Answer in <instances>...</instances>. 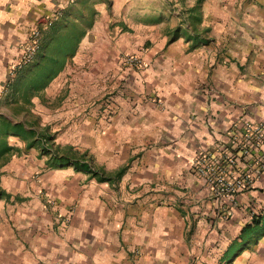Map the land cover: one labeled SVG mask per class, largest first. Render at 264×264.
I'll return each mask as SVG.
<instances>
[{"label": "crops", "instance_id": "obj_1", "mask_svg": "<svg viewBox=\"0 0 264 264\" xmlns=\"http://www.w3.org/2000/svg\"><path fill=\"white\" fill-rule=\"evenodd\" d=\"M236 1L203 0L199 30L172 38L166 0H0V116L28 130L35 114L53 149L98 173L51 168L39 142L5 135L20 152L0 156V264H264V215L215 216L190 170L232 124L264 121V12L238 28ZM34 26L42 55L11 78ZM134 54L146 66L128 72Z\"/></svg>", "mask_w": 264, "mask_h": 264}, {"label": "rangeland", "instance_id": "obj_2", "mask_svg": "<svg viewBox=\"0 0 264 264\" xmlns=\"http://www.w3.org/2000/svg\"><path fill=\"white\" fill-rule=\"evenodd\" d=\"M202 2L203 0H166V8L171 13L170 15L172 16V22L173 24L177 23V25L173 26V28L171 29L172 38L177 37L179 34L184 35L187 28H190L191 30H199V24L201 22L200 20ZM222 6L224 7V5ZM227 7H232L236 11V27L238 28H242L244 24L245 13H253L255 12V9L257 10V12H264V4H261L259 0H237L236 3L230 5L227 4L226 8ZM233 9L231 10V13L234 12ZM109 26L115 27V24H109ZM79 27L76 26V31H80ZM61 42L64 43L62 39H59V43ZM54 43L59 45L58 41H55ZM96 103H98V101L95 102V104ZM39 122L41 121L40 119L37 120V116L35 114H29L27 116L29 129L36 130ZM250 125L253 128L255 126L259 127V125L264 128V121L250 122ZM46 133L49 135L51 134V132L47 131ZM256 135V133L252 132L251 143L249 147L248 144L246 145V150L248 149V155L244 158L240 156L239 152H237V150L243 149L239 146L244 143L243 132H237L235 133L234 137L232 136V138H235L236 144L238 145L236 146L237 149L235 148V155L239 160L233 169L236 177L235 182L237 185V191H235L234 195L232 196V200L223 202L222 210H224L225 212L229 211V216L224 218V215H218L216 212L214 213L215 216L221 217L225 221L230 220L232 214H234L233 210L238 219L242 218V221L246 220L250 223H253V221H255L259 216L264 215V138H257ZM15 137L18 138L19 136ZM27 138L31 142V139L33 137L29 133L27 135ZM15 145L16 142H13L14 154L20 152V148L17 147L18 145ZM47 145L50 146L51 144L48 143ZM51 146L53 148V145ZM38 151L39 157L43 156L40 154V148ZM261 231L262 230H260V232ZM258 234L259 233H257L256 235ZM234 252L235 251H233L232 253Z\"/></svg>", "mask_w": 264, "mask_h": 264}, {"label": "built area", "instance_id": "obj_3", "mask_svg": "<svg viewBox=\"0 0 264 264\" xmlns=\"http://www.w3.org/2000/svg\"><path fill=\"white\" fill-rule=\"evenodd\" d=\"M41 40V29L38 26L32 27L17 61L11 67V78L15 77L18 70L34 62ZM121 63L122 66L128 68V72L139 71L146 66L142 58L135 54L123 55ZM155 102H159V99H155ZM100 104L99 117L104 121H110L119 107L115 95L105 96ZM240 131L243 132L244 143L239 145L243 149L237 150V152L243 158L248 155L246 145L248 144L249 147L251 143L252 132L257 134V138H264V128L260 125L253 128L250 122L242 120L239 124H232L225 131L224 137L221 136L206 149L198 151L191 163L192 175L203 180L215 203V212L218 215H224V218L229 216V211L222 210L223 202L232 200V196L237 191L233 169L239 160L235 155L236 146L238 145L232 136L234 137L235 133Z\"/></svg>", "mask_w": 264, "mask_h": 264}, {"label": "trees", "instance_id": "obj_4", "mask_svg": "<svg viewBox=\"0 0 264 264\" xmlns=\"http://www.w3.org/2000/svg\"><path fill=\"white\" fill-rule=\"evenodd\" d=\"M78 38V36H76V39ZM63 40L64 43H59L58 41V44H55V46H58L56 48V51L54 54H57L61 51V47L65 45V48L67 47V43H68V40L67 38L65 37H61L60 40ZM36 56L38 57V55H42V51L44 50V45L42 47H40ZM36 58V57H35ZM36 63V62H35ZM35 63H32L20 70H18L15 74V77H17V75L24 69L26 68H30L32 65H34ZM56 63V59H49L45 62V65L47 67H41L39 69V72L42 74V73H45L46 71L47 72H51V70L53 69V66L55 65ZM46 72V73H47ZM48 73V74H49ZM14 77V78H15ZM24 123L23 122H16V123H11L10 121H8L7 119H4L3 117L0 116V156H3L4 154H7L9 152L10 149H12L13 151V147H9L7 145V140L4 139L5 138V135L7 137V134L11 131V134L13 136H19L23 139L27 138V135L30 133V135H32L33 139L35 141H31L30 143H28L27 145L30 147L32 145H34L36 142H39V148H40V154L43 155V156H47V160H46V164L47 166L49 167H63L65 165H68L70 164V162H72V164L77 168V169H80V170H85V171H88L90 172L92 175H96L98 174L96 172V170H94L92 164H91V161L89 160V158H87L86 154H78V157H76L74 154H73V150L72 149H69L67 150V153L66 154H61L58 152V149H53L51 145L52 144V136L47 134L46 132H38L36 130H33V129H28L26 130L24 128ZM50 143L51 145L48 146L47 144ZM123 169H120L118 172H116L115 176L119 175L120 173H122ZM104 177H102L101 179H103ZM105 179V178H104ZM2 197H8V194L5 193L2 189H0V199ZM260 223V218L258 217L255 221H253V223H250L252 224L253 226H256ZM246 227H249V225H247Z\"/></svg>", "mask_w": 264, "mask_h": 264}]
</instances>
